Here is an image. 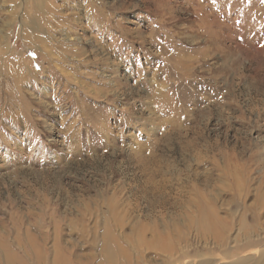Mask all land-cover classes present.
Returning <instances> with one entry per match:
<instances>
[{"label":"rangeland","instance_id":"rangeland-1","mask_svg":"<svg viewBox=\"0 0 264 264\" xmlns=\"http://www.w3.org/2000/svg\"><path fill=\"white\" fill-rule=\"evenodd\" d=\"M24 1L0 0V264H264V0H102L100 32L76 0L22 32Z\"/></svg>","mask_w":264,"mask_h":264},{"label":"bare ground","instance_id":"bare-ground-1","mask_svg":"<svg viewBox=\"0 0 264 264\" xmlns=\"http://www.w3.org/2000/svg\"><path fill=\"white\" fill-rule=\"evenodd\" d=\"M32 1H34V2H36L35 4H32L31 2ZM39 1H40V3H39ZM48 1H50V2H46V5L44 4H42L41 3V0H25L24 1V11L26 10L27 11V9H29V8H31V9H29L28 11L29 12H31V16H32V21H34V22H30V23H28V24H26V23H24V26H23V28H22V32L23 31H27V30H29V31H34V30H36L37 29V26L40 24V16L42 15V13H44V11L46 10H44V8H46V7H49V9L52 11V12H54V13H56L57 11H59L60 12V9H64L65 8V6H59V5H57V4H54L53 3V5H52V2H55V1H57V3H60V4H66V2L67 1H69V0H55V1H53V0H48ZM100 1H102V0H76V3H74V5H75V7H77V8H79V9H85V17H86V15H88V13H89V11L88 10H86V7H84V5L85 4H87V6L89 5V9H90V15L94 18V22L93 23H91V24H89L90 25V27L91 28H95V27H98V29H99V32L101 31V29H102V27H101V25L99 24V22H101V24H103V20L105 19V13H104V11L102 10V8H101V3H100ZM104 1V0H103ZM21 2V1H20ZM22 3V2H21ZM71 3L72 2H69V4H68V6L66 5V7L67 8H65V9H68V7L70 8V6H71ZM23 4V3H22ZM50 4V5H49ZM84 4V5H83ZM44 6V7H43ZM112 6H113V4H112ZM168 6V5H167ZM104 7H106L105 5H104ZM111 7V6H110ZM72 8V7H71ZM23 9V8H22ZM49 11V10H48ZM69 16L70 17H68L67 16V19L66 20H64V17L63 16H56V21H55V23L58 25V26H63V24H67V26H68V28L69 27H71V29H77L76 27H75V25H76V19H75V15H73V13H69ZM103 17H104V19H103ZM109 17V16H108ZM107 17V18H108ZM112 20V19H111ZM97 21H99V22H97ZM105 21L107 22V20L105 19ZM55 24V25H56ZM75 24V25H74ZM42 25V24H41ZM105 26V29H107V25H104ZM78 27V26H77ZM119 27V23L117 22V21H115V24H113V28L114 29H117ZM58 30H59V28H58ZM57 30V31H58ZM41 34V33H40ZM121 35V34H120ZM32 36V35H31ZM38 37H40V36H38ZM38 37H35V38H33V40L34 41H37L39 38ZM121 40V39H120ZM71 41V43H73V44H75L74 43V40H70ZM78 51V50H77ZM3 61V60H2ZM27 61H25V62H22L23 64H25ZM21 63V65H23ZM6 69V68H5ZM17 86V85H16ZM4 246V243H0V247L2 248ZM260 253H262V252H260ZM259 253V254H260ZM263 255V254H262ZM262 255H261V258H262ZM206 260V259H205ZM239 261V260H238ZM241 261V260H240ZM199 262V261H198ZM206 262V261H205ZM242 262V261H241ZM233 263V264H243V262L242 263ZM204 264V263H203Z\"/></svg>","mask_w":264,"mask_h":264}]
</instances>
